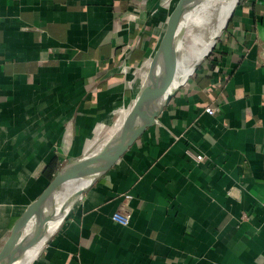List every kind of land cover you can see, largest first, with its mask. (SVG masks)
<instances>
[{
	"label": "crops",
	"instance_id": "1",
	"mask_svg": "<svg viewBox=\"0 0 264 264\" xmlns=\"http://www.w3.org/2000/svg\"><path fill=\"white\" fill-rule=\"evenodd\" d=\"M175 1L0 0V246L45 186L42 166L82 156L134 105L142 82L130 72ZM182 27L168 53L177 62ZM148 84L140 102L157 92ZM263 202L264 0H238L211 51L33 264H264Z\"/></svg>",
	"mask_w": 264,
	"mask_h": 264
},
{
	"label": "water",
	"instance_id": "2",
	"mask_svg": "<svg viewBox=\"0 0 264 264\" xmlns=\"http://www.w3.org/2000/svg\"><path fill=\"white\" fill-rule=\"evenodd\" d=\"M210 1L212 0H176L166 15L156 44L149 56L148 70L141 88L144 92L149 87V80L154 79L164 91L163 96L154 103L138 102L126 109L120 121L114 126L119 115V109H116L103 124L102 133L95 144L82 156L68 158L60 165L40 193L28 203L12 224L0 246V264H9L8 260L15 248L20 250L22 258L16 264L24 261L32 248L29 232L30 230H37V226L34 225L53 220H63L81 196L115 165L147 128L154 124L181 86L177 80L176 58L167 53L166 46L181 27L188 22L192 13L199 6ZM218 37L219 35L215 36L208 53ZM201 61L194 64L193 71ZM69 182L78 184L76 190L57 206L50 208L52 192Z\"/></svg>",
	"mask_w": 264,
	"mask_h": 264
},
{
	"label": "bare ground",
	"instance_id": "3",
	"mask_svg": "<svg viewBox=\"0 0 264 264\" xmlns=\"http://www.w3.org/2000/svg\"><path fill=\"white\" fill-rule=\"evenodd\" d=\"M237 0H212L199 6L191 15L186 26L182 27L184 30L183 39L177 44L179 50V59L177 64V80L182 85L186 79L193 73V66L201 61L210 50L215 36L221 34L226 21L231 13ZM186 28V36H185ZM173 47V39L167 44L166 50L169 53ZM180 63V64H179ZM157 92L149 98L146 103H154L161 96L164 91L157 85ZM145 90L144 92H146ZM143 92V93H144ZM139 93L136 98V104L140 102L143 95ZM134 106V105H133ZM76 182H69L61 188L52 192L50 196V208L57 206L60 202L70 196L77 188ZM62 219L53 220L46 223L35 224L37 230H30L32 248L27 258L20 264H33L40 250L45 245L49 235L57 230L61 224ZM32 224V223H31ZM31 226V225H30ZM30 229V228H29ZM46 232V233H45ZM21 252L18 248L13 250L9 258V264H16L22 260Z\"/></svg>",
	"mask_w": 264,
	"mask_h": 264
},
{
	"label": "built area",
	"instance_id": "4",
	"mask_svg": "<svg viewBox=\"0 0 264 264\" xmlns=\"http://www.w3.org/2000/svg\"><path fill=\"white\" fill-rule=\"evenodd\" d=\"M148 63H149V59L145 60L144 61V67H147ZM122 70H123L124 73L125 72L127 73L130 69H129V67L127 65H125V66L122 67ZM204 110L206 112H209V113H214L217 110V108L214 107V106H206L204 108ZM186 152H187L188 156H190L191 158H193L196 161H200V160L203 159V154L193 153L190 150H186ZM263 204H264V202H263ZM243 216H244V214H243ZM112 218H113L114 221L118 222L119 224L126 225V224H128V222L130 220V214L126 213V212L122 213L121 211H116V212L113 213Z\"/></svg>",
	"mask_w": 264,
	"mask_h": 264
},
{
	"label": "trees",
	"instance_id": "5",
	"mask_svg": "<svg viewBox=\"0 0 264 264\" xmlns=\"http://www.w3.org/2000/svg\"><path fill=\"white\" fill-rule=\"evenodd\" d=\"M59 167L60 163L55 157L51 158L48 162L45 163V165L42 166L40 176L45 179V185L53 177Z\"/></svg>",
	"mask_w": 264,
	"mask_h": 264
},
{
	"label": "rangeland",
	"instance_id": "6",
	"mask_svg": "<svg viewBox=\"0 0 264 264\" xmlns=\"http://www.w3.org/2000/svg\"><path fill=\"white\" fill-rule=\"evenodd\" d=\"M184 27L186 26V23L183 25ZM179 38H178V40H176V42H177V44H179V42L183 39V36H184V32L183 31H181L179 34ZM144 66L143 67H141V68H139V70H137V71H135L134 73L131 71H128V72H130L129 74L130 75H132L131 76V78H132V82L135 80V82L136 83H141V82H143V80H144V78H143V75H144ZM132 84V83H131ZM130 87V86H129ZM131 88V87H130ZM132 89V88H131ZM127 98H131V94L130 95H128L127 96ZM136 100H135V102H134V105L136 104ZM45 185V184H44ZM34 198H32V200H33ZM29 201H31V199L29 200Z\"/></svg>",
	"mask_w": 264,
	"mask_h": 264
}]
</instances>
